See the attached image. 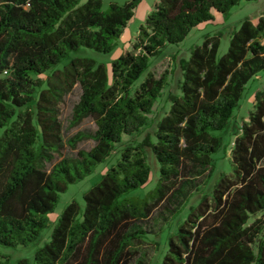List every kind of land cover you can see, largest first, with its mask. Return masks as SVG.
Masks as SVG:
<instances>
[{
  "label": "trees",
  "instance_id": "1",
  "mask_svg": "<svg viewBox=\"0 0 264 264\" xmlns=\"http://www.w3.org/2000/svg\"><path fill=\"white\" fill-rule=\"evenodd\" d=\"M139 1L103 10L102 0H0V248L35 244L59 194L108 164L81 205L63 208L49 241L16 264H144L130 258L145 234L140 223L163 203L187 202L190 190L197 201L159 264H264V90L246 120L230 123L246 84L264 70V16L231 27L221 56L220 32L173 56L179 77L171 86L149 71L214 13L257 0H156L130 50L109 62L88 56L114 51ZM76 85L69 126L90 119L95 131L68 146L94 145L54 162L63 147L59 106ZM164 90L167 109L152 123ZM227 149L229 173L214 158ZM148 154L157 183L133 197L150 179Z\"/></svg>",
  "mask_w": 264,
  "mask_h": 264
},
{
  "label": "rangeland",
  "instance_id": "2",
  "mask_svg": "<svg viewBox=\"0 0 264 264\" xmlns=\"http://www.w3.org/2000/svg\"><path fill=\"white\" fill-rule=\"evenodd\" d=\"M102 1V9L104 10L109 3L123 5L131 0ZM155 1L156 0H140L138 2L132 18L123 29L122 34L117 41V46L111 54L102 55L86 50L88 53L87 55L97 61L109 62L119 54L121 47L130 50L139 26L143 24L146 15L151 11ZM262 15L264 16V0L240 2L238 5L232 7L225 16L215 14V19H213L212 22L196 26L181 43L178 45H168L159 57L152 59L149 68L150 73L156 78L165 76L167 82H169L171 86L173 81L179 77V71L176 65L177 59L173 56H177V58L187 57L189 49L194 45H199L203 39V35H211L215 32H220L222 34L218 51V56H221L226 51L231 27L237 26L239 22L246 17L255 21ZM259 90H264V70L259 72L256 77L246 84L243 95L238 101L237 107L232 112V118L230 120L232 128L236 126L238 127L242 120H246L248 111L253 109V95ZM166 92V90L163 91L162 97L159 98L152 107V113L149 115L152 123L167 109ZM79 94L80 90L76 85L72 91L64 97L63 102L59 106V120L62 126L63 147L61 149V155L56 156L54 162H57L62 157H74L77 151H88L94 145L91 140H83L76 144L75 149H71L68 146V141L76 134H92L95 131V125L90 119L82 120V122L75 127L69 126L71 109L77 102ZM231 131L232 129L230 128L227 135H224L225 145L229 141ZM230 140H232V138H230ZM214 158L216 159L217 170H223L225 173H229V149H227L226 153L219 150L214 154ZM147 163L150 167V179L143 188L130 194L133 197H144L157 183L158 164L149 154L147 156ZM262 163H264V161ZM107 165L108 164L96 165L94 170L84 179L68 185L67 189L59 194L58 201L54 206L52 213L48 215V223L46 227L42 229L40 239L35 244L27 247H17L15 249L0 248V256H4L0 257V262H5V264H16L17 260L30 257L35 248L41 247L45 242L49 241L53 225L63 208L71 201H76L81 205L83 193L99 181L100 175L104 172ZM189 177H182V180L188 179ZM186 194L189 198L187 202L182 199L180 205L172 203L171 206L163 203L152 211L150 217L146 221L140 223L142 226L141 230H144L145 234L141 235L142 238L134 244V252L130 257L131 262L141 260L144 264L160 263L166 250L168 235L174 233L177 225L186 217L189 205H194L197 201L196 193L194 191L190 190ZM172 208L177 209L178 212L174 213Z\"/></svg>",
  "mask_w": 264,
  "mask_h": 264
},
{
  "label": "built area",
  "instance_id": "3",
  "mask_svg": "<svg viewBox=\"0 0 264 264\" xmlns=\"http://www.w3.org/2000/svg\"><path fill=\"white\" fill-rule=\"evenodd\" d=\"M7 72H8L7 70H4V71H3V74H4V75H6V74H7Z\"/></svg>",
  "mask_w": 264,
  "mask_h": 264
},
{
  "label": "crops",
  "instance_id": "4",
  "mask_svg": "<svg viewBox=\"0 0 264 264\" xmlns=\"http://www.w3.org/2000/svg\"><path fill=\"white\" fill-rule=\"evenodd\" d=\"M155 2H156V1H155ZM153 5H154V4H153ZM215 14H219V13H214V14H213V16H214V19H215ZM219 15H221V14H219Z\"/></svg>",
  "mask_w": 264,
  "mask_h": 264
}]
</instances>
